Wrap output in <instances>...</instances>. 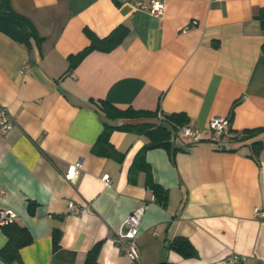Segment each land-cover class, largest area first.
Listing matches in <instances>:
<instances>
[{
    "label": "crops",
    "instance_id": "1",
    "mask_svg": "<svg viewBox=\"0 0 264 264\" xmlns=\"http://www.w3.org/2000/svg\"><path fill=\"white\" fill-rule=\"evenodd\" d=\"M10 3L42 38L26 48L0 31V104L12 119L0 136V209L14 211L32 237L19 250L21 262L12 264H88L97 244L94 264H134L114 237L142 204L140 264H227L230 253L240 264H264V217L253 213L264 209V147L254 154L253 139H231L264 126V30L255 18L264 0H166L159 16L133 0ZM119 24L126 33L115 48L94 49L68 71V56L90 44L86 29L105 37ZM101 100L185 113L200 129L192 144L176 141L172 130L169 147L143 155L153 181L167 190L165 204L139 166L147 133L114 129L109 142L116 154L100 153L104 123L126 121L109 118ZM214 115L226 117L219 140L208 127ZM254 139L264 142V133ZM181 236L191 255L171 246ZM6 241L0 226V248Z\"/></svg>",
    "mask_w": 264,
    "mask_h": 264
},
{
    "label": "trees",
    "instance_id": "2",
    "mask_svg": "<svg viewBox=\"0 0 264 264\" xmlns=\"http://www.w3.org/2000/svg\"><path fill=\"white\" fill-rule=\"evenodd\" d=\"M260 22L262 30H264V7H261L257 14L255 15ZM0 31L6 33L12 39L22 43L27 47H30L31 41L41 40L39 37L34 25L26 17V15L16 11L10 0H0ZM88 38H90V44L77 52L76 54H70L68 56L69 67L68 71H71L76 65L81 62V59L94 49H99L102 51H110L115 48L123 39L126 28L123 25L117 26L114 28L110 34L105 37H98L95 34H92L89 30L86 29ZM261 50L264 52V43L261 45ZM101 109L106 113V115L111 119L122 118L126 120L120 125H110L104 123V127L101 130L98 138L97 144L99 147L104 148L101 154L113 155L116 154L109 142L110 132L114 129L122 130H132L138 132L147 133L150 141L144 145L138 156L141 160L139 166L146 171V185L153 191L156 201L161 204H165L167 201L168 195L167 190L155 183L152 179L150 166L144 160V154L147 148L164 146L169 147L171 145L172 132L178 130L182 124L189 122V119L185 113H171L163 114L162 118L158 119V110H143V109H134L128 107L125 109H120L112 104H109L106 101L101 100L99 103ZM142 119L140 122H133L132 120ZM154 119V120H153ZM173 130V131H172ZM261 133H264V126H257L255 128H246L241 132H237L231 139L236 141H246L248 139H253L250 144L252 146V152L257 154L258 151L264 147V142L260 139H254L258 137ZM102 145V146H101ZM117 158V155H115ZM119 157V155H118ZM33 202H29V210L33 212ZM5 235L7 236V241L0 248V259L6 263H20V248L24 245H27L31 242L32 237L28 230L17 224L15 221L2 226ZM60 238V231L55 229L53 231V247H56ZM171 246L180 251L183 255H191L192 248L188 240L178 237L176 238ZM99 249V245H95L91 251H89V256L87 259L88 264H94L96 260V255Z\"/></svg>",
    "mask_w": 264,
    "mask_h": 264
},
{
    "label": "built area",
    "instance_id": "3",
    "mask_svg": "<svg viewBox=\"0 0 264 264\" xmlns=\"http://www.w3.org/2000/svg\"><path fill=\"white\" fill-rule=\"evenodd\" d=\"M166 0H133V5L137 9H145L150 14L159 16L163 13ZM162 113L158 112V119L162 118ZM12 127V119L10 112L6 106L0 104V136L5 134ZM212 132V137L216 140L222 138L226 130V117L214 115L209 120V126ZM176 141L184 143H194L200 140L201 132L200 129L190 122L182 124L178 127L176 133ZM79 165L77 162L74 165L69 166L66 177L71 178L76 173V169ZM102 180L106 186L111 183L110 176L104 174ZM69 208L74 211L78 210L76 204L73 202L69 203ZM146 205L141 206L132 210L121 223L125 230H120L114 241L120 246L121 251L129 257L134 264H140V255L138 250L137 236L140 228L142 216L145 212ZM254 215L258 217H264V209L255 206L253 209ZM16 213L10 209H0V226L10 224L15 221ZM227 264H240L241 257L236 253H230L224 259Z\"/></svg>",
    "mask_w": 264,
    "mask_h": 264
},
{
    "label": "water",
    "instance_id": "4",
    "mask_svg": "<svg viewBox=\"0 0 264 264\" xmlns=\"http://www.w3.org/2000/svg\"><path fill=\"white\" fill-rule=\"evenodd\" d=\"M227 146H228V144H227L226 142L221 143V148H222V149L227 148Z\"/></svg>",
    "mask_w": 264,
    "mask_h": 264
}]
</instances>
